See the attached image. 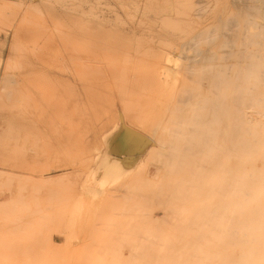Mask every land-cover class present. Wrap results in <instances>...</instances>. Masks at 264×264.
Returning a JSON list of instances; mask_svg holds the SVG:
<instances>
[{"label":"rangeland","instance_id":"obj_1","mask_svg":"<svg viewBox=\"0 0 264 264\" xmlns=\"http://www.w3.org/2000/svg\"><path fill=\"white\" fill-rule=\"evenodd\" d=\"M250 51L264 0H0V264L218 258Z\"/></svg>","mask_w":264,"mask_h":264},{"label":"bare ground","instance_id":"obj_2","mask_svg":"<svg viewBox=\"0 0 264 264\" xmlns=\"http://www.w3.org/2000/svg\"><path fill=\"white\" fill-rule=\"evenodd\" d=\"M252 52L253 51H250L248 53V55H245L244 62L242 61V65H239L241 67H244L243 75H242V77L240 75V77L238 78L239 82H237V84H238L237 91H231L230 96H228L229 101L233 102L234 106H233L232 111L228 114L229 115L228 121L226 122L225 119H223L224 129L225 128L229 129V131H228L229 133L226 132V130H224L225 132L222 133L223 134L222 140L225 141L227 139L226 138L227 136L232 137L233 136V130H236L234 132H235L236 137H237L236 138L237 147L235 149H231V151L227 150V152L229 153L228 156H226L227 153H225L226 154L225 156L227 157V161L229 159H232V161H233V162H231L232 166L230 165L231 166L230 168L234 169V170L233 169L231 170V171H234L233 174H232V172H231V174L232 175L235 174V180L233 179V183H235V186L233 188H231V190L229 191L230 196L231 197L233 196V197L229 200L230 202L227 201V204H225V202H221L222 205H223V203L225 204L224 207L226 206V208H227V205L230 207L232 206V208L233 207L235 208V209H232V210H234V214L232 213L233 216L231 214V216H232L231 218L233 221L232 223L236 224V226H235L236 228H234L235 232H236V233H234L235 237L233 238V241L230 240V241H228L227 245L224 243L222 248L221 249L219 248V251L221 250L220 254L218 256L219 259L217 258V255H215V256L213 255V257L209 256L208 258H206V260L202 261L201 260L202 257L199 259V256H202V254L198 255V253H197V257H198L199 261H194V259H193L192 261L187 262V261H184V259L183 260L181 259L183 264H186V262H187V264H189V263L190 264L191 263L192 264H264V233L262 230V229H264V226H263L264 225V198H261L262 196H264V154L263 155L261 154L262 158H260L259 161H258V158H256V155L259 154L257 152H259L260 150L262 151V149H264V138L259 139V138H257L258 137L257 136L256 138L253 139V141H251L249 143L248 142L244 143V138H243L244 134L245 135L248 134V135L254 137V136H256L254 133L255 129L263 130V128H264V122H259L260 120L264 121V52L263 53L259 52L256 55H252ZM255 57L258 60L255 59ZM234 73H236V72H234ZM224 77L226 78V76H224ZM232 84H234V83H231V85ZM214 87H216V86H214ZM233 87H235V85ZM223 97L225 98V96H223ZM247 119H250L251 121H248ZM246 121H248V122H246ZM252 121H254V122H252ZM255 121H257V122H255ZM230 130H232V131H230ZM231 140L234 141V139H232V138H231ZM229 141H230V138H229ZM242 147H244V149H246V151H247V153L245 152L246 153L245 154L246 155L245 160H243L244 156L241 155ZM260 148H262V149H260ZM263 152H264V150L262 151V153ZM241 156H242V158H241ZM259 157H260V154H259ZM241 161H242V163L244 161L243 164L247 169L253 168V170L248 171V172H251L250 174L252 175V180H254L253 177L257 174V179L255 180V182L258 183V186L255 187V189L253 188V191L251 193H250L251 188L247 187V188H245L246 189L245 191H247V189H250L249 192L247 191V193L245 192L243 194L244 190H242V188L246 185H244L245 182L243 184L244 186L241 185V182H242V180H240V177H241L240 176V174H241V171H240L241 167L240 166L242 164ZM228 169L229 168H227V170ZM242 173H243V171H242ZM258 173L260 174V176L262 175V177L258 178ZM224 174H226V170H224ZM250 174H248V175H250ZM229 176H230V173H229ZM230 178H232V177H230ZM250 185L253 186L252 184H250ZM241 186H243V187L241 188ZM242 194L246 195V197L244 198V196ZM228 196H229V194H228ZM242 200L244 201V203L242 202ZM211 202H212V200H211ZM216 203L217 202H215V204ZM215 204H213V205H215ZM242 204H244V207L247 210L246 211L244 209V212L246 211L245 212V216H246L245 222H247V224H245V225L243 222V225L245 227H243V225L242 226L240 225V223H242V222H240L241 217H242V213L244 214V212H242L243 211ZM216 206H217V204H216ZM222 211L224 212V210H222ZM231 218H230V220H231ZM253 224H256L257 227H255ZM261 224H263V225H261ZM232 227H234V226H232ZM219 233H221V232H219ZM243 235H245V238H246L245 240L241 239V237ZM190 237H191V235H190ZM218 238H220V237H218ZM223 239H224V237H223ZM225 239H226V237H225ZM221 241H223V240H221ZM242 241H244V243L246 241V244H247L246 247L242 246V244H243ZM219 244H220V242H219ZM217 246H218V244H217ZM175 247H177V245ZM194 247L196 248L197 246H194ZM177 249H179V247H177ZM213 249L216 250V248H213ZM213 249H212V251H213ZM205 250L208 251V249H205ZM217 251H218V247H217ZM204 252H206V251H204ZM215 253H216V251H215ZM168 255H170V254H168ZM182 256H183V258H186L184 255H182Z\"/></svg>","mask_w":264,"mask_h":264}]
</instances>
